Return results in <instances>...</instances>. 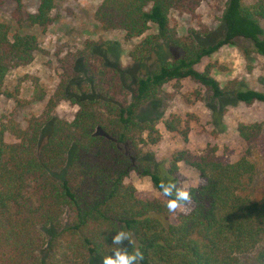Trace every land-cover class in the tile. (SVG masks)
I'll return each mask as SVG.
<instances>
[{
  "label": "trees",
  "instance_id": "trees-1",
  "mask_svg": "<svg viewBox=\"0 0 264 264\" xmlns=\"http://www.w3.org/2000/svg\"><path fill=\"white\" fill-rule=\"evenodd\" d=\"M6 0H0V6ZM14 16L38 26L52 23L59 0H38L33 13L21 18V0ZM202 0H102L94 19L105 29L122 30L127 39L139 38L131 51L139 74L122 66L116 42H88L59 59L61 72L49 96L40 93L43 111L25 127L14 120L0 123V264H88L103 259L116 230L131 233L133 246L141 247V264H264V200L254 192L255 165L245 156L233 161L214 148L193 155L172 153L166 164L153 167L142 156V145L161 139L154 122L144 119L142 107L159 99L163 86L189 80L204 87L212 99L224 96L250 105L264 103V92L244 88L233 80L221 86L210 68L196 66L219 48L237 39L250 41L264 56V0H226L221 20L224 34L202 44L181 39L170 27L171 11L191 13ZM18 15V16H17ZM163 41L181 50L172 60H160L148 71V59ZM38 48L31 33L12 36L0 22V85L5 73L28 65ZM259 81L264 84V78ZM18 104L19 88L0 96ZM76 106L70 121L54 115L60 102ZM215 112L216 118L220 114ZM170 133L180 134L179 119L164 122ZM257 123L237 125L239 136L251 141ZM47 132L41 144V136ZM9 133L13 141L6 140ZM194 168L198 179L186 188L190 200L169 213V199L159 190L161 180L178 186V163ZM146 177L159 196L144 194L125 184L129 173ZM181 187V186H180ZM68 214V224L64 216ZM57 229L48 239L41 228ZM123 247L132 245L125 240ZM254 253L252 259L242 256ZM100 262V260L98 261Z\"/></svg>",
  "mask_w": 264,
  "mask_h": 264
},
{
  "label": "rangeland",
  "instance_id": "rangeland-1",
  "mask_svg": "<svg viewBox=\"0 0 264 264\" xmlns=\"http://www.w3.org/2000/svg\"><path fill=\"white\" fill-rule=\"evenodd\" d=\"M102 0H59L51 14L53 21L47 26L31 25L23 19L17 22L14 16L17 4L6 0L0 6V22L5 24L9 35L16 33H31L37 37L38 48L32 61L25 66L9 69L1 82L2 91L13 92L19 88V98L24 102L18 104L14 99L0 96V123L14 120L21 127L27 125L32 116L39 115L44 109V101L37 99L40 93L49 96L54 89L61 72L59 61L69 51L83 48L88 42H116L120 50L122 66L129 67L134 74H139L140 68L133 64L130 53L149 34H157V28L150 29L139 38L127 39L122 30L105 29L95 19L94 12ZM253 0H243L250 3ZM226 0H202L191 13L171 11L170 27L177 37L195 40L200 43H211L222 37L224 24L221 20ZM21 18L27 13H33L38 0H21ZM18 16V15H17ZM160 49L148 59V71L155 68L160 60H172L181 50L159 41ZM210 68L211 75L221 86L236 80L244 88L264 92V84L259 81L264 78V56L253 50L250 41L237 39L233 44L219 48L212 55L205 57L196 66L200 71ZM76 106L68 102H60L54 109L58 118L70 121L76 112ZM215 112L220 114L217 119ZM216 113V114H217ZM144 119L154 122L161 134L160 141L155 145H142V156L153 167L166 164L173 152L186 150L193 155L214 148L217 155H228L233 161L245 156L255 165L256 178L254 192L257 198L264 200V103L250 105L234 101L232 97L224 96L220 100L212 99L210 92L199 84L182 80L169 83L162 87L156 102L142 107ZM171 117L179 119L187 135L170 133L165 129L164 122ZM257 123L260 130L251 141H244L237 132L238 123ZM48 133L41 138L42 144ZM6 140L14 139L6 133ZM178 180L181 187L194 186L198 179L197 171L182 162L178 163ZM125 184L133 185L144 194L159 196L151 182L135 172L129 173ZM180 209V208H179ZM68 214H65L63 224H68ZM48 239L57 229L53 226L41 228ZM264 247V238L259 249ZM254 253L242 256V261L252 259ZM100 260V262H98ZM88 264H102V259L91 258Z\"/></svg>",
  "mask_w": 264,
  "mask_h": 264
},
{
  "label": "clouds",
  "instance_id": "clouds-1",
  "mask_svg": "<svg viewBox=\"0 0 264 264\" xmlns=\"http://www.w3.org/2000/svg\"><path fill=\"white\" fill-rule=\"evenodd\" d=\"M160 193L168 197L165 207L169 213H175L184 203L190 200V192L184 187L178 186L174 180H161L159 184ZM129 241L131 250L123 247V241ZM134 241L131 233L124 230H116L112 237L111 251L113 254L103 255L102 264H141L144 253L139 246H133Z\"/></svg>",
  "mask_w": 264,
  "mask_h": 264
}]
</instances>
